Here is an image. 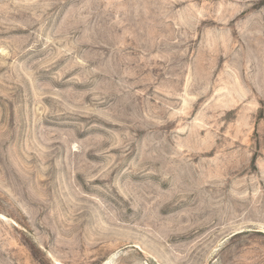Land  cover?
Listing matches in <instances>:
<instances>
[{"label":"rangeland","instance_id":"374dc122","mask_svg":"<svg viewBox=\"0 0 264 264\" xmlns=\"http://www.w3.org/2000/svg\"><path fill=\"white\" fill-rule=\"evenodd\" d=\"M0 264H264V0H0Z\"/></svg>","mask_w":264,"mask_h":264}]
</instances>
